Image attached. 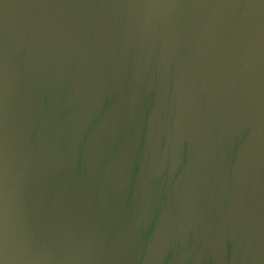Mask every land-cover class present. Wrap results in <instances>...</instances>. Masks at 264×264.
I'll list each match as a JSON object with an SVG mask.
<instances>
[{
	"label": "water",
	"instance_id": "water-1",
	"mask_svg": "<svg viewBox=\"0 0 264 264\" xmlns=\"http://www.w3.org/2000/svg\"><path fill=\"white\" fill-rule=\"evenodd\" d=\"M0 264H264V0H0Z\"/></svg>",
	"mask_w": 264,
	"mask_h": 264
}]
</instances>
